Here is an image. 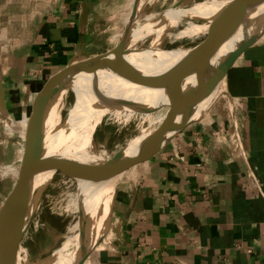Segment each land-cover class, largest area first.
I'll list each match as a JSON object with an SVG mask.
<instances>
[{
    "label": "crops",
    "instance_id": "crops-1",
    "mask_svg": "<svg viewBox=\"0 0 264 264\" xmlns=\"http://www.w3.org/2000/svg\"><path fill=\"white\" fill-rule=\"evenodd\" d=\"M132 3L0 0V162L15 174L0 178V204L47 81L113 47ZM221 82L199 118L143 146L115 184L106 233L77 264H264V33Z\"/></svg>",
    "mask_w": 264,
    "mask_h": 264
},
{
    "label": "water",
    "instance_id": "water-1",
    "mask_svg": "<svg viewBox=\"0 0 264 264\" xmlns=\"http://www.w3.org/2000/svg\"><path fill=\"white\" fill-rule=\"evenodd\" d=\"M140 1L133 0L125 27L113 47L92 56H85V53L82 52L81 57L71 61L53 75L39 94L31 116L29 144L18 176L11 191L0 204V264H2L4 253L11 244L17 247L18 239L27 230L53 174L62 164L67 166L73 174L81 173L94 183L114 180L121 164L129 167L137 163L141 150L147 142L199 118L200 116L190 118L185 109L186 105L189 103L193 109L196 103L203 101L213 87L222 80L227 69L235 62V58L264 33V19L254 25L250 21L252 10L262 0H234L216 35L201 55L195 56L186 64L180 65L179 68L172 71L144 72L126 60V56L135 52V49H148V47H138V44L147 35L145 34L146 27L143 25L140 26L141 39L133 45L131 43L132 33L137 27L134 24ZM86 13L87 6L83 1L80 13L81 24L85 21ZM162 13L153 17L149 24L161 22L159 15ZM99 71L109 73L137 87L158 90L161 102H181L182 106L150 130L147 136L141 140L137 149L129 155H126L125 150L122 149L112 163L109 162L107 165L97 163L93 167L85 169L76 163L66 162L56 155H47L45 143L54 132V128L52 129L50 126L52 120L50 115L61 100L63 93L71 90L72 81L82 77L95 79ZM66 114L60 120V127L65 123ZM47 172H51L50 177L37 183L35 179ZM114 191L115 181L109 201L104 204L102 209L100 227L81 237L74 249L68 252L66 264H77L106 233L112 211ZM48 264H53V262Z\"/></svg>",
    "mask_w": 264,
    "mask_h": 264
},
{
    "label": "bare ground",
    "instance_id": "bare-ground-1",
    "mask_svg": "<svg viewBox=\"0 0 264 264\" xmlns=\"http://www.w3.org/2000/svg\"><path fill=\"white\" fill-rule=\"evenodd\" d=\"M213 1L215 0H205L190 7L176 6L169 8L159 15L161 21L164 20L170 24L174 20L185 16L191 19L195 18L196 20L197 18L203 19L205 24L203 22L202 25L191 24L189 22V26L183 28V30L179 32V35H190L191 33L202 31L209 34L210 38L207 41H204L205 38L201 41L202 43L199 42L200 44L197 43L188 50H183L181 48L161 49L158 46L149 47L145 50L135 49V52H131L126 56V60L144 72L157 73L167 70L172 71L175 68H179L180 65L186 64L188 60L195 58V56L201 55L216 35L219 26L223 23L222 21L234 0L215 2L216 4L210 3ZM263 19L264 0H262L250 14L252 25L262 22ZM141 37L140 27H136L131 36L132 45L140 40ZM95 79L91 77H82L72 81L70 89L74 94V101L65 123L60 127L61 103H59L50 115L52 116L51 128H54H52L54 132L47 138L45 143L47 155H56L64 160L68 159L71 164L76 163L79 167L81 166L85 169H89L97 164V160L91 156L93 154L91 142L86 139L82 142L86 112L88 116L87 121L91 125L96 124L98 117L103 113H109L110 116L124 121L137 112L143 116L147 115L148 117L156 98L158 99L160 96V91L158 90L131 85L104 71L97 72V77ZM222 93H224L223 85L220 81L207 94L203 101L195 104L193 109L190 107L189 103L186 105L185 109L187 115L190 118L201 115L208 105ZM148 133L149 131L146 130L141 132V138H139L140 136L138 137L139 144ZM50 175L51 172L43 173L35 180L39 183L47 180ZM119 176V172L117 171L115 179L110 182L91 183L83 174L78 172L74 174L76 181V196L87 208L86 217L84 221L82 220L84 223L81 235H83L85 227L91 224L92 218L93 222L88 233L94 232L100 227L102 209L104 204H107L109 201L108 199L110 198L114 181L117 180ZM94 212H96L95 215H93ZM68 252L62 253L52 259L39 262L38 264H46L51 261L53 264H66L65 261ZM2 264H22L20 261L17 263V251L13 244H11L4 253Z\"/></svg>",
    "mask_w": 264,
    "mask_h": 264
},
{
    "label": "rangeland",
    "instance_id": "rangeland-1",
    "mask_svg": "<svg viewBox=\"0 0 264 264\" xmlns=\"http://www.w3.org/2000/svg\"><path fill=\"white\" fill-rule=\"evenodd\" d=\"M203 1L205 0H141L134 25L137 28L142 25L145 26V34L147 35L138 44V47L158 46L161 49L181 48L188 50L205 38L204 41H207L210 36L202 31L187 34L189 37L186 34L179 35V32L188 27L190 23L202 25L204 22L205 24V21L200 18L196 20L185 16L174 20L171 24L164 20L149 24L153 17L169 8L187 7ZM226 1L233 0H215L210 3L216 4L215 2ZM130 5L126 4L125 6V15L129 12ZM73 101L74 94L71 90L63 93L59 101L61 103L60 120L67 111L66 116L68 115ZM159 101L160 98H156L148 117L137 112L132 114L126 121L116 119L110 116L109 113H103L100 116L101 118L98 117L97 123L91 125L87 121L86 112L82 142L84 139L91 142L93 153L91 156L97 160V163L106 165L109 162L112 163L122 149L125 150L126 155L135 151L139 146L138 137L141 138L142 131L154 129L162 119L169 117L173 111H177L182 106L181 102ZM50 126H52L51 122ZM65 161L70 163L68 159H65ZM9 165V163L3 164L0 162V178L14 177L15 174L10 173L8 170ZM117 171L120 176L115 180V184L119 179L127 176L128 173H132L134 168L133 165L125 167L121 164ZM89 181L94 183L91 180ZM86 211V206L76 196L74 174L67 166L62 164L53 174L27 230L18 239L17 247L13 244L17 251V263L20 261L22 264H38L74 249L77 243L80 242L81 237L88 233L93 222L92 218L91 224L85 227L83 235H81ZM95 214L96 212L93 215Z\"/></svg>",
    "mask_w": 264,
    "mask_h": 264
}]
</instances>
